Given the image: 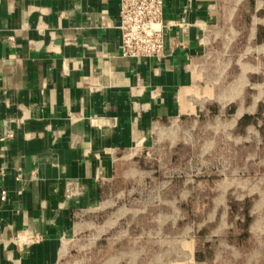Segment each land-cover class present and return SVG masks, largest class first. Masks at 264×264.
Listing matches in <instances>:
<instances>
[{"label": "crops", "instance_id": "0c3cea01", "mask_svg": "<svg viewBox=\"0 0 264 264\" xmlns=\"http://www.w3.org/2000/svg\"><path fill=\"white\" fill-rule=\"evenodd\" d=\"M121 6L0 0V264H62L106 185L189 109L264 125V0H164L166 52L143 59L122 54Z\"/></svg>", "mask_w": 264, "mask_h": 264}, {"label": "rangeland", "instance_id": "374dc122", "mask_svg": "<svg viewBox=\"0 0 264 264\" xmlns=\"http://www.w3.org/2000/svg\"><path fill=\"white\" fill-rule=\"evenodd\" d=\"M212 99L122 166L62 264H264V234L246 236L264 217V125H235Z\"/></svg>", "mask_w": 264, "mask_h": 264}, {"label": "built area", "instance_id": "2783aa9c", "mask_svg": "<svg viewBox=\"0 0 264 264\" xmlns=\"http://www.w3.org/2000/svg\"><path fill=\"white\" fill-rule=\"evenodd\" d=\"M164 0H122V54L131 59L162 57L166 52ZM14 40V36H10ZM13 136V133H10ZM7 190L1 191L6 200Z\"/></svg>", "mask_w": 264, "mask_h": 264}]
</instances>
